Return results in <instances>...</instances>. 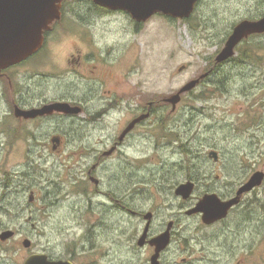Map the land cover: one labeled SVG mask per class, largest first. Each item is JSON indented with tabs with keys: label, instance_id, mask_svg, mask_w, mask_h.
<instances>
[{
	"label": "rangeland",
	"instance_id": "obj_1",
	"mask_svg": "<svg viewBox=\"0 0 264 264\" xmlns=\"http://www.w3.org/2000/svg\"><path fill=\"white\" fill-rule=\"evenodd\" d=\"M74 1L76 0H71V2ZM253 11H264V0H206L190 21L185 18L169 20L165 17H155L145 25L139 38L141 45L138 47V52L130 53V61L135 66L138 65L137 71L139 72L136 74L134 70H130V79L144 81L147 96L157 91H160L163 96L179 91L191 80L205 74L207 61L212 60L213 56L217 58L219 53L217 55L215 53L217 49L224 46V38L228 36L234 23L237 24L242 17ZM66 16L74 15L67 14ZM96 17H105V15L98 14ZM101 21L104 22L100 25ZM105 28L108 29L105 30ZM64 33L59 34L56 31L52 36L53 42H56L52 48L57 60L52 63L54 67L51 66V68L59 74H65L66 78H71L72 72L69 70L73 68V64H70V69H67L65 58L73 50L74 35L72 32L71 34ZM94 33L97 43L101 41L103 44L108 42L113 45L121 37L120 44L125 40L134 39L132 34L126 35V31H123L121 25L115 20L110 22L98 19V26ZM249 43L253 46L256 43L259 49H264L262 38L257 37ZM250 44L246 43L242 48L251 49ZM119 47L120 45L115 50L120 53ZM108 51H112V47ZM42 57L43 54H40L36 59ZM28 65L24 64L9 72V74L13 73L11 76L13 84L16 80H24L25 74L27 76L31 74ZM47 68L44 65L40 68L33 67L35 72L41 73H47ZM255 69L260 71L255 72ZM113 71L114 81L121 80V71L115 68ZM215 72L208 82H203L197 89L184 95L183 101L178 105V114L173 118H177L179 130H181L180 135L188 134L183 137L182 141L178 139L176 152L169 151L171 149L166 151L156 149L154 143H149L141 151L130 150L128 155L117 153L112 162L123 159L129 164L123 166L115 163L112 167V177L110 178V171L107 174L104 173V184L100 187V189H108L112 185L117 189L121 181L126 182L128 176L129 180H135L139 175L146 176L147 183L139 184L141 188L139 195L144 197L139 201L145 202V205L151 209L159 211L166 209L165 214L160 216L161 222L163 218L166 220L170 217V213L167 212V208H171L170 203L177 204L178 216L183 213L181 217L183 221L180 222L178 228L176 258L170 264H201L202 259L204 260L209 255L210 250L209 256L217 255L216 251L220 256L227 254L228 251L234 250V244H240L238 236L246 237L244 231L238 234L234 214L225 225V228L230 229H223L224 225H218L207 231L200 218H186L184 215L186 206L182 205V199L175 200L171 194L169 203L168 190L171 184L174 185L169 179V172L174 167L185 166L192 159L198 160L199 163L205 162L217 174H224L221 171L223 166L215 164L214 158L210 156V151L215 150L221 155V161H226L231 169L239 168L238 173H241L239 176L243 177L245 174L246 177L255 169L264 171V57L252 59L237 57L233 63L222 66ZM221 74L227 76L225 81L229 84L228 90L224 92L218 91L215 86L214 78ZM255 77H260L262 82H258ZM0 83L2 84V89H0L2 92L0 97V234L8 229L18 230L14 237L5 241L0 239V264H21L31 251L23 245V241L27 238L34 244L32 245L33 250H39L49 244L53 247L74 241L77 245L87 242L89 247L94 246V256L105 260L98 264H148L147 258L150 256L148 248L144 251H133V245L138 238V227L141 224L135 216L122 222V217L116 212L117 210L108 211V221L113 220L114 225L126 226L121 231L105 229L107 231L88 232L78 227L75 230L70 228L74 223L80 224L78 221L81 220L73 216L66 206L73 201L49 207V203L54 200L47 196L42 176L47 175V168L48 171L51 168L49 173L54 175V173L63 172L64 169H60L64 166L63 163L69 166L75 165L80 160V152L63 148L60 152L54 153L51 147L45 152L32 150L33 146L29 145L25 138L26 133L23 132L24 124L16 121L10 114L8 103L11 100V86L8 79H3ZM141 160L147 163L142 168L144 173L138 175L139 166L134 162ZM165 160L177 163L176 165L172 163L167 166L161 165L160 163ZM152 165H157L154 166L156 167L155 172L160 170L163 175L164 180L160 185L148 182L154 181L152 174L154 167L148 168ZM184 176L185 173H180L174 181H182ZM194 176L198 178L197 173H194ZM223 176L230 179L235 174L226 171ZM22 177L28 178L27 186H30L25 190L19 189L23 186ZM62 177L65 178L64 175ZM8 181L11 182L9 186H7ZM227 181L222 179L217 184L225 187L224 184ZM229 181L234 183L233 186H228V189L222 188L219 192L229 193L234 191L233 188L236 189V181ZM132 182L125 183V189L133 186ZM212 183L198 184V190L194 194V203L199 202L197 197H200ZM92 186L90 184V190ZM137 187L136 185L135 188ZM261 189L264 192V185ZM14 192L17 193L14 194ZM32 193L34 199L30 200ZM150 197L153 198L152 201H147ZM137 204L138 200L135 199V205L132 206L139 209ZM23 207H27V210L23 211ZM31 210L33 218L40 226L37 231L31 230L26 224ZM104 211L103 207L95 211V221L100 219ZM85 220L88 222L94 219L86 218ZM186 249H188L187 252ZM255 251L259 253V258L264 257V241L259 242ZM231 255L236 257L234 254ZM245 256L250 257L242 251L241 257ZM183 258H187V262H183Z\"/></svg>",
	"mask_w": 264,
	"mask_h": 264
},
{
	"label": "flooded vegetation",
	"instance_id": "obj_2",
	"mask_svg": "<svg viewBox=\"0 0 264 264\" xmlns=\"http://www.w3.org/2000/svg\"><path fill=\"white\" fill-rule=\"evenodd\" d=\"M205 1L197 0L194 5V10L185 20H192L196 16L197 10H199ZM60 12V18L53 21L50 29L45 30L43 45L35 54L19 64L0 70V81L2 82L3 79H8L11 86V100L8 103L10 114L16 121L24 124L23 132L26 133L25 138L29 145L33 146L31 149L38 152H45L47 148L51 147L54 153L60 152L63 148H66L65 150L70 149L71 151L80 152V160L75 165L69 166L63 163L64 166L60 168L61 170L64 169L63 172L59 174L54 173V175H50L51 173L49 171L51 168H49V171L47 168V175L45 176L44 174L42 176L47 196L54 200L52 203H49V207L51 208L59 206L64 202L73 201L66 206L73 216L81 218V220L78 221L80 224L74 223L70 228L75 230L78 227V229L88 232H92L93 230L107 231L108 229L121 231L126 226L123 224L122 226L121 224L114 225L112 224L113 220L108 221V211L117 210L116 212L120 213L122 217V222L130 219L131 216H135L141 224L138 227V238L133 245V251H144L148 248L150 255L147 258L149 260L148 264H153L152 257L157 251V245L154 242L161 238L162 235H167L168 233V245L160 252L158 260L159 264H170L176 258V251L178 250V248L176 249L178 245V228L180 227V222L183 221L181 219L183 213H180V216H178L177 204L171 202L172 194L175 200H183L182 205L186 206V210H184L186 218H200L207 231L218 225H224V229L227 221L234 214L235 222L239 230L238 234L241 231L245 232L244 236L246 237L236 236L240 244H234V250L228 251L227 254L224 253L225 256L221 253H219L221 256L218 255V251H214L217 255L209 256L211 254L210 250V253L208 252L209 255L204 260L202 259L201 264H264V257L259 258V253L255 251L259 242L261 240L262 242L264 241V192L261 189L264 181L251 191L242 193L239 202L229 210L228 215L211 224L203 222L202 213L189 214V211L198 203H194L193 200L199 183L213 182L197 199L200 200L205 194L216 193L222 200H229L237 196L241 186L247 183L255 172L262 170L255 169L252 173L250 172L251 174H247L246 177L245 174L243 177L239 176L241 175V173H238L240 171L239 168L233 167L231 169L226 161H221V155L218 151H216L218 153V159H215L211 155V152L215 150L210 151V156L214 158L215 164L223 166L221 171L224 174H226V171L228 173L232 172L235 174L234 177L228 179L226 176H223L224 174H217L211 166L205 162L199 163L198 160L194 161L190 159V162H187L185 166L174 167L169 172V179L174 183V185H170L168 190L171 208H167V212L170 213V217L166 218V220L163 218L162 222L160 221V216L165 214L166 209L160 211L151 209L145 205V202L141 203L139 201V199H144V197H140L139 195V190L141 189L139 184L143 182L147 183V177L139 175L140 173H144V169L142 168L147 163L145 160L134 162V164L139 166V177L135 180H129L128 176L125 180L126 182L121 181L117 189L112 185L108 189H100L104 184V173L107 174L110 171L111 178L113 174L112 167L115 163L123 166L129 164L124 162L123 159L112 162L114 155L117 153L128 155V151L130 150L141 151L149 143H154L156 149L160 148L165 151L171 149L169 151L176 152L178 139L180 138V141H182L183 137H186L188 134L184 133L180 135L181 130H179L177 118H173V116H177L178 105L183 101L187 93L183 94L181 101L174 106L169 99L178 93V91L165 94L164 96L160 91H157L147 96L145 82L139 79H130V70H134L136 74L139 73L137 71L138 65L135 66L130 61V53L138 52V47L141 45L139 38L147 22L158 16L168 18L169 20L178 18L157 12L148 20L139 21L133 18L131 13L126 10H113L108 7H103L96 4L93 0L63 1ZM67 14H73L74 16L69 17L66 16ZM98 14L105 15V17H96ZM201 17L203 18L204 16ZM263 18L264 11H253L246 14L237 24L235 22L231 30H229L230 33L224 38L225 44L234 28L240 22L244 20L258 21ZM98 19L109 20L110 22L115 20L121 25V29L126 31V35L132 34L134 39L132 41L125 40L120 44L122 41L121 37L113 45L108 42L103 44L101 41L97 43L94 30L98 26ZM102 22L104 21H101L100 25ZM107 29L105 28V30ZM56 31L59 34L64 32L71 34L70 32H72L74 35L73 50L65 58V67L67 69H70V64H73V68L69 70V72H72L71 78H66L65 74H59L57 73L58 71L51 68V66L54 67L52 63L57 60L53 52L54 49L52 48L56 43L52 39ZM257 37L263 40L264 33H254L245 37L237 45L235 49L236 55L222 63H218L215 56H213L212 60H208L206 65L207 70L205 72L207 75L201 80L199 86L203 82H208L212 78L211 73L215 72L216 69L233 63L237 57H249L250 55L254 58L264 57L263 48H255L252 50L242 48L244 44H249V42L257 39ZM119 45L120 53L115 50ZM110 47H112V51H108ZM223 47L217 49L215 54L220 53ZM40 54H43V57L36 59ZM24 64L30 65H28V68L31 74L29 76L25 74L26 78L24 80H16L13 84L11 77L13 73L9 74V72ZM42 65L48 67V72H35L36 70L33 67L40 68ZM114 68L121 71V80L114 81ZM257 71L260 70L255 69V72ZM255 78L258 82H262L260 77ZM0 89H2L1 83ZM1 94L2 92H0V97ZM56 103L70 104L74 108L73 113L55 110L52 113L40 114L28 119L17 115L20 111L41 110L45 106ZM171 163L176 165L177 162H167L165 160L160 164L167 166ZM154 166L152 165L148 168ZM155 169L156 167L152 170L154 181L148 182L160 185L164 178L161 171L155 172ZM195 172L198 174L197 179L194 178ZM180 173H185V178L182 181H174L175 177ZM63 175L65 178L62 177ZM222 179L228 180L224 184L226 189H228V186H233L234 184L229 180L236 181V189L232 187L234 191L229 193L219 192L222 188H225L217 184ZM26 180H28L27 177H22L21 184L23 186H20V190H25L27 187H30L27 186L28 181ZM189 181L195 183V190L189 198L185 199L181 195H178L176 191L181 184ZM130 182H132L131 185L133 186L125 189V183L128 184ZM7 183L11 182L8 181ZM90 184L93 185L92 190L89 189ZM136 185L138 186L137 188H135ZM135 199L138 200L137 205H139V209L132 206L135 205ZM152 199L150 197L147 201H152ZM30 203H34V201H30ZM99 207H103L105 211L100 216V219L95 221V211ZM26 210L27 207H23V211ZM33 217L31 210L30 218L27 219L26 224L30 226L31 230L37 231L40 226ZM86 218L94 220H88L87 222L85 220ZM158 222L161 223L157 224ZM227 229L230 228L228 227ZM17 231L14 230L15 235ZM188 232L190 231L188 230ZM142 239L144 240L143 245L140 243ZM88 244L86 242L77 245L76 241H74L68 242L63 246L58 245L52 247L49 244L39 250H33L34 244L31 243L29 247L31 251L21 264H25L29 257L35 254H45L46 258L44 260L51 264H98L105 262L103 258L98 259L94 256L95 248L93 245L89 247ZM212 248L215 249L213 246ZM127 250L129 252V248ZM187 251L188 249H186ZM242 251L250 257H241ZM231 254L236 255V257H232ZM187 260V258H183L182 261L187 262Z\"/></svg>",
	"mask_w": 264,
	"mask_h": 264
},
{
	"label": "water",
	"instance_id": "obj_3",
	"mask_svg": "<svg viewBox=\"0 0 264 264\" xmlns=\"http://www.w3.org/2000/svg\"><path fill=\"white\" fill-rule=\"evenodd\" d=\"M65 0H0V70L19 64L35 54L43 45L44 32L51 28L54 20L60 18L61 3ZM96 4L113 10L123 9L131 13L133 18L146 21L157 12L184 19L194 10L197 0H93ZM264 33V18L258 21L244 20L240 22L229 36L216 61L222 63L236 54V47L241 41L254 33ZM207 74L191 80L184 85L169 101L177 105L182 95L193 91ZM73 113L74 108L68 103H56L45 106L41 110L20 111L18 116L26 119L53 111ZM211 155L218 159L216 151ZM264 181V172H255L249 181L238 191L237 196L222 200L216 193L205 194L189 214L202 213L203 222L211 224L228 215L229 210L239 202L240 195L251 191ZM195 190V183L189 181L181 184L176 193L183 198H189ZM34 199L33 194L31 200ZM15 235L13 230H6L0 234L5 241ZM144 240L140 241L141 245ZM169 238L162 235L154 243L157 245L156 254L152 257L153 264H159L160 252L168 245ZM32 241L25 239L23 245L31 246ZM45 254H35L29 257L25 264H51L46 262Z\"/></svg>",
	"mask_w": 264,
	"mask_h": 264
},
{
	"label": "trees",
	"instance_id": "obj_4",
	"mask_svg": "<svg viewBox=\"0 0 264 264\" xmlns=\"http://www.w3.org/2000/svg\"><path fill=\"white\" fill-rule=\"evenodd\" d=\"M250 47H251V49L252 48L253 49L258 48V46L256 45V43H255V46H253V44H250ZM241 58L242 59H245V57H241ZM248 58H251L252 59L254 57H251V55H250ZM215 73L216 72L211 73V76L213 77V75ZM214 79L216 80V82H215L216 85L215 86L217 87V90L218 91L224 92V91L228 90V85L229 84H228V82L225 81V80H227V76L225 74L217 75ZM203 98L206 99L205 97H203ZM199 99H201V98H199Z\"/></svg>",
	"mask_w": 264,
	"mask_h": 264
},
{
	"label": "bare ground",
	"instance_id": "obj_5",
	"mask_svg": "<svg viewBox=\"0 0 264 264\" xmlns=\"http://www.w3.org/2000/svg\"><path fill=\"white\" fill-rule=\"evenodd\" d=\"M251 178V177H250ZM11 183H8V185L7 186H9ZM61 192V191H60ZM66 193V192H65ZM57 194V193H56ZM30 200H31V197H30ZM65 203V202H64ZM66 203H68V202H66ZM1 258V257H0Z\"/></svg>",
	"mask_w": 264,
	"mask_h": 264
}]
</instances>
